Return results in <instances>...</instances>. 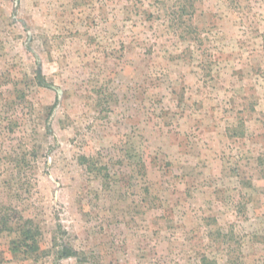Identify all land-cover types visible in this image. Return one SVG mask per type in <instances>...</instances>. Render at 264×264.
Here are the masks:
<instances>
[{"label":"rangeland","instance_id":"rangeland-1","mask_svg":"<svg viewBox=\"0 0 264 264\" xmlns=\"http://www.w3.org/2000/svg\"><path fill=\"white\" fill-rule=\"evenodd\" d=\"M0 212V264H264V0H0Z\"/></svg>","mask_w":264,"mask_h":264},{"label":"trees","instance_id":"trees-1","mask_svg":"<svg viewBox=\"0 0 264 264\" xmlns=\"http://www.w3.org/2000/svg\"><path fill=\"white\" fill-rule=\"evenodd\" d=\"M9 218H6L1 215L0 212V229H5L8 227ZM17 228H19L18 237L24 243V245L29 246L28 241L34 242V235L36 231H39L37 228H32L31 220L30 219H22V223H17Z\"/></svg>","mask_w":264,"mask_h":264}]
</instances>
